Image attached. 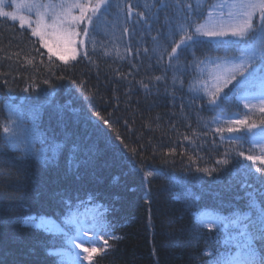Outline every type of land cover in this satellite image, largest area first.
<instances>
[{
	"label": "trees",
	"instance_id": "obj_1",
	"mask_svg": "<svg viewBox=\"0 0 264 264\" xmlns=\"http://www.w3.org/2000/svg\"><path fill=\"white\" fill-rule=\"evenodd\" d=\"M215 1L184 0L194 8L202 5L203 15L194 17L196 24L204 19ZM118 3L121 0H111L110 7L96 22L92 33L96 51H92V44L87 45L94 64L78 58V62L69 59L65 65L56 56H53L55 64H49L47 50L41 47L37 37L31 36L30 29L0 17V123L8 119L6 104L10 97L9 107L18 106L15 108L23 122L31 125V108L54 93L51 105H45L35 121L39 132L58 142L70 138L95 145L90 162L78 169L74 164L71 170L67 153L52 165H45L33 158L18 162L15 157L20 151L5 149L0 195L9 199L10 207L0 222V252L3 253L0 259H5L6 264H54L43 248L52 239L51 234L28 229L17 223L16 218L44 213L52 217L56 226L73 231L61 221L63 213L57 204L56 193L66 190L72 198L73 207L68 215L74 223H90L92 215L91 205L79 206L77 197L87 199L91 193L97 203H104L110 209L108 234L97 233L98 249L107 247V252L94 254L93 264H204L207 257L199 253L205 250L222 253L226 247L221 232L202 226L193 228L199 224L197 213L215 210L228 215L248 211L250 190L241 187L245 176L237 171L238 162L250 169L249 184L257 189L264 187L258 180L264 173L256 171L264 168V164L237 156L238 151L246 156L259 154L258 148L250 150L253 145L249 136L243 133L242 147H237L229 138L222 140V134L215 132L214 125L218 123H213L214 118L248 112L229 92L232 85L224 89L228 95L219 107L210 106L202 90L197 92L192 88L199 76L198 61L230 60L240 54L238 47L218 45L215 40L198 44L172 61L173 65L179 64V69H166L172 44L182 34L168 41L166 49L163 40L157 47L152 38L167 32L165 17L172 15V10H161L157 15L155 7H145L154 5L156 0H122L124 12L121 13ZM175 3L176 0H169L170 5ZM129 4L139 5L134 11L148 12L152 19L137 24V17L133 15L125 22ZM255 22L259 23V16ZM124 27L130 30V36L123 35ZM117 47L123 59L116 56ZM126 48L131 52L125 51ZM145 48L148 54L144 53ZM105 49L109 51L107 56ZM185 65L192 67L185 71ZM117 70L126 78H118ZM60 75L67 79H57ZM161 75L166 76V81L150 83V78ZM174 77L175 88L172 87ZM44 79H50L51 84H43ZM73 79L77 85L85 82V87L73 86L70 83ZM33 80L39 88L25 93L24 89ZM140 81L150 83L149 90L143 89ZM89 90L96 93L91 105L81 95V91ZM57 105L68 107L58 109ZM95 112L110 121H118L116 128L123 143L116 139L115 133L110 132L107 139L91 135L92 129L86 128L83 117ZM261 116L264 118V114ZM185 136L191 139L185 140ZM35 147L41 145L36 143ZM132 149L136 150L135 154ZM189 157L196 158V163ZM223 158L229 159L230 164L217 165L216 161ZM197 167L216 168V171L209 175L197 172ZM148 171L154 175L146 177ZM257 198L264 200L259 194ZM113 236L120 239H112ZM55 242L60 246L61 239ZM190 255L195 258L190 259Z\"/></svg>",
	"mask_w": 264,
	"mask_h": 264
},
{
	"label": "snow or ice",
	"instance_id": "obj_2",
	"mask_svg": "<svg viewBox=\"0 0 264 264\" xmlns=\"http://www.w3.org/2000/svg\"><path fill=\"white\" fill-rule=\"evenodd\" d=\"M110 5L111 0H95L94 3L92 0H56V2L49 3H39L38 0H31L28 5L29 11L33 8L36 9L35 26L31 27V22L29 21L31 36L38 37L41 47L47 49L49 64H55L53 56L57 55V53H59V59L65 65L69 63V59L78 62V58L86 59L89 63L94 64L95 61L91 59L87 45L92 44V51H96V41L92 39V33L95 31L96 22L107 11ZM17 7L21 6L17 5ZM134 7H139V5H127L125 22L131 19L133 15L137 17V24L152 19V16L148 12H135ZM145 7H155L157 15L161 10L171 9L173 13L172 15L166 14L165 17L167 32H161L158 36L152 38L157 43V47L160 46V41L163 40L164 48L166 49L168 41H173L176 35L182 34L180 35V39L174 40L172 44L171 52L168 53V63L165 65L166 69H179V64L173 65L172 61L178 60L181 53L193 48L195 45L211 43L214 40L217 41L218 45L227 44L228 47L236 45L240 53L238 56L231 57L226 63L215 64L216 70L223 73V76L218 78L220 79V83L215 87V90H209L207 85H205V92L209 97L208 104L219 107L221 101L228 95V93L224 92V89L228 88V85L231 84L232 87L229 89V92L233 93L237 100L259 99V111L264 114V0H239V2L231 4L220 3L210 6L221 9V12L218 21H212V27L209 28L196 24L194 19V17L203 15L202 5L194 8L191 2L185 3L184 0H176V3L171 5L169 4V0H156L154 5H145ZM225 7L240 9L241 11L237 13L229 12L228 20L225 21L222 11ZM117 8L119 12H124L122 0L121 3L117 4ZM2 9L3 3L0 2V17H8L13 21L19 19L20 25L23 28L26 22L25 16L20 15L17 17L12 12L3 11ZM257 12H259L258 24L255 22ZM208 16L212 17L213 12L209 11ZM81 33L83 34L82 36ZM123 35H131L127 27L123 28ZM229 37L235 39H228ZM253 41L255 42L254 45L250 43ZM240 45L243 46L240 47ZM156 50L154 47L153 54H155ZM125 51L130 53L131 49L126 48ZM143 51L145 54L149 52L147 48ZM104 55H109L107 49H105ZM137 55H139V51H137ZM116 56L123 59L118 47L116 49ZM217 59L219 60L220 58ZM160 60H162V56L158 59V63H160ZM43 62L41 60V63ZM200 63L202 62L198 61L196 66L199 67ZM190 67L192 65H185L184 70L187 71ZM116 76L120 79L126 78L118 70L116 71ZM57 79L65 80L67 77L60 75ZM161 81H166V76L161 75L150 78V83L155 82L158 84ZM233 81H235L234 84ZM42 83L50 85L51 81L50 79H44ZM70 83L80 89L85 87V82L83 81L77 85V81L73 79ZM139 83L143 89L149 90L150 83H144L143 81ZM176 83L177 81L174 77L173 88L176 87ZM180 86L182 87V83ZM38 88L39 85L33 80L24 89V92H35ZM252 89L257 90V94H250ZM95 94L91 90L86 93L81 91L84 100L88 101L90 105ZM53 96L54 93H49L47 100L31 108L30 115L33 121L31 125H26L19 113L13 110V107L18 108V106L9 107L12 99L11 97L9 98V102L6 104L8 119L6 122L0 123V129H2L0 131V174L4 172L7 155L5 149L8 151L13 149L19 150L20 154L15 157L18 162L33 158L45 165H52L58 157L67 153L69 170H71L74 164L78 169L81 164L87 165L90 162L95 152L94 144L81 143L70 138H65L63 142H58L55 138H50L39 132L35 121L39 118V114L44 106L51 105ZM65 107L68 106L57 105L58 109ZM244 107L251 109L252 105L245 103ZM83 119L86 128L91 127V135L107 139L111 132L115 133L116 139L123 143L120 133L116 128L118 121H110V119L102 116L100 112L90 115L85 114ZM219 122V117L214 118L213 123ZM226 123L228 124L226 128L217 127L215 132L218 134L225 132L231 134L241 133L242 128L246 129L252 137L251 143L253 144V148L250 150H257V148L259 150L258 155L246 156L243 151H238L237 156L243 157L245 160L252 161L253 163L259 161L261 164H264V118L259 122L260 128L258 132L252 131L257 125L248 123L247 118L227 121ZM184 139L190 140L191 138L185 136ZM221 139H224L223 135H221ZM241 139V135L235 137L229 136L230 142L237 147H242V144H240ZM36 143H39L41 147L36 148ZM233 150L235 151V149ZM131 151L135 154L136 150L132 149ZM174 152L175 149H172L171 153L174 154ZM225 155L227 156L228 153ZM78 156H83L84 159L78 160ZM189 159L193 164L196 163V158L189 157ZM216 164L229 165L230 161L227 158H223L217 160ZM196 171L206 172L211 175L216 171V168L197 167ZM237 171L243 172L245 176L241 187L250 190L247 192L248 211L243 213L234 211L228 215L220 214L215 210L211 212L205 210L197 213L199 224H194L193 228L202 226L209 231L215 229L221 232L226 247V251L222 253H213L209 250L199 253V256L207 257L204 264H264V200H258L257 198L258 194L264 196V187L257 189L253 184L247 182V177L251 175L250 169H247V165L238 162ZM256 171L264 173V168H257ZM153 175L154 173L151 171L145 172L146 177ZM258 180L264 186V176L258 177ZM56 196L59 197L57 204L63 213L60 219L65 226H71L74 229L73 231L69 232L66 230V227L59 226L53 231L47 225L55 223V221H53L51 216L44 213H29L17 217L16 222L28 229L42 230L45 233L51 234L52 239L46 241L43 244V248L45 255L54 259V264H84L85 261L88 264H93V254L104 255L107 252V247L97 249L95 247H84V245L96 243L95 237L97 233L108 234L109 221L107 214L110 209L104 203H97L96 197L91 193L88 194L87 199L77 197L79 206L91 205L92 215L90 223L87 225L74 223L72 217L68 215L73 207L70 191L66 190L64 193H56ZM175 198L179 199V197ZM9 207V199L0 195V222L3 221L4 213ZM86 233H91V238ZM58 238L61 239L60 246H57L55 242ZM111 238L120 239V237L116 236ZM77 241L79 242L77 243ZM105 245H107V241H105ZM76 249H80L81 251H76ZM233 249L235 250L234 252ZM2 255L3 253L0 252V256ZM192 258L195 257L190 255V259ZM0 264H6V260L0 259Z\"/></svg>",
	"mask_w": 264,
	"mask_h": 264
},
{
	"label": "rangeland",
	"instance_id": "obj_3",
	"mask_svg": "<svg viewBox=\"0 0 264 264\" xmlns=\"http://www.w3.org/2000/svg\"><path fill=\"white\" fill-rule=\"evenodd\" d=\"M0 2L3 3V9H2L3 11L12 12L17 17H19L20 15L25 16L26 17V22H25L23 27H25L27 29H30V31H31V27L35 26V20H36V9L33 8L31 11H29V9H28V5L31 2V0H0ZM38 2L39 3H49V2H56V0H38ZM92 2L94 3L95 0H92ZM233 2H239V0H217L211 6H214V5H217V4H220V3L231 4ZM17 5H20L21 7H17ZM209 11L213 12V16L212 17L208 16ZM222 11L224 13L225 21H227L229 12L237 13V12H239L241 10L240 9H233V8L225 7V8L222 9ZM220 12H221V9H219V8L209 7V9L206 11V15H205L204 19H202L201 22L198 23V24L203 25L206 28L212 27V21H214V20L218 21ZM258 16H259V12L256 13L255 17H258ZM11 21H13V20H11ZM29 21L31 22V27L29 26ZM15 22H17L20 25L19 19H17ZM82 35L83 34L81 33V36ZM229 38H231V37H229ZM37 39H39V38L37 37ZM54 51H55V49H54ZM55 56L57 58H59V53H57V55H55ZM227 61L228 60H221V59L218 60V59L215 58L214 60L210 59V60H207V61L201 63V65H199V68H198L199 76L196 79V81H194V83L192 85L193 86L192 88L194 89V91L200 92L202 90V92L205 94V97L209 98L206 95V92H205V85H207V88L209 90L214 91L215 87L218 85V83H220V79H218V78H221L223 76L222 72L216 70L215 64L216 63H221V62H225L226 63ZM236 62L238 63V61H236ZM250 94H252V95L257 94V90L252 89L250 91ZM240 101L242 102V104L248 103V104L252 105L251 109H247L248 112H246V113H240V114L237 113V114H231V115H228V116H224V115L219 116L220 122L217 125H214L215 129L217 127H225L226 128L228 126V124L226 123L227 121H234V120H240V119L247 118V122L248 123H253V124L257 125V127L254 128L252 131L253 132H258L259 131V128H260V123L259 122L262 119L261 115H263L259 111V106H260L259 99L240 100ZM13 110L18 112L15 107H13ZM233 126H235V125H233ZM243 133H246L249 136V138L252 139L250 133H248L247 130L243 129V128H242L241 133H231L230 134V133L225 132L222 135L224 136V138H229V136H232V137H235L237 135H241L242 136ZM81 224L87 225L88 223H81ZM47 227H50V228L53 229V231H55L57 226L55 225V223H50V224L47 225ZM86 235L89 238H91V236H92L91 233H86ZM95 240H96V243H94V244H85L84 247H88V248L95 247V248L98 249L97 235L95 237ZM78 242L79 241H77V243ZM77 250L81 251L80 249H77ZM84 264H88V262L85 261Z\"/></svg>",
	"mask_w": 264,
	"mask_h": 264
}]
</instances>
